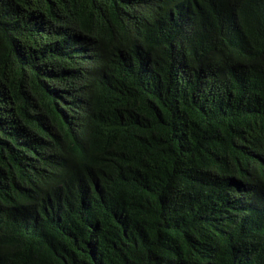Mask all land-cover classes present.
I'll return each instance as SVG.
<instances>
[{
	"label": "trees",
	"instance_id": "trees-1",
	"mask_svg": "<svg viewBox=\"0 0 264 264\" xmlns=\"http://www.w3.org/2000/svg\"><path fill=\"white\" fill-rule=\"evenodd\" d=\"M0 264H264V0H0Z\"/></svg>",
	"mask_w": 264,
	"mask_h": 264
}]
</instances>
